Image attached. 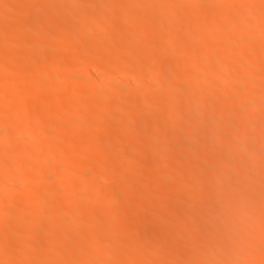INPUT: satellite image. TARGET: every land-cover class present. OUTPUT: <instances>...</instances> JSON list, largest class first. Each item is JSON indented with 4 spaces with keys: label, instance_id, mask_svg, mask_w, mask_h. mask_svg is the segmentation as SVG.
I'll use <instances>...</instances> for the list:
<instances>
[{
    "label": "bare ground",
    "instance_id": "6f19581e",
    "mask_svg": "<svg viewBox=\"0 0 264 264\" xmlns=\"http://www.w3.org/2000/svg\"><path fill=\"white\" fill-rule=\"evenodd\" d=\"M182 1L0 0V264H205L204 257L217 259L226 248L227 236L237 241L230 237L235 241L226 250L245 258L233 253L240 260H226L222 250L209 263L264 264V85L259 92L254 76H245L264 74V0H187L180 7ZM138 5L154 7L137 14ZM185 16L193 28H206L178 27ZM179 45L190 49L182 57ZM75 69L82 70L75 75ZM89 77L97 82L86 93L79 86ZM107 77H115L112 85ZM232 77L244 83L227 86ZM179 89L187 96L181 99ZM210 104L219 105L211 121ZM150 105L167 112L138 110ZM182 127L199 132L195 143L185 142ZM182 143L186 149L175 155ZM91 156L96 163L68 166ZM129 160L143 165L133 168ZM173 160L188 165L171 170ZM236 162L243 164L234 172ZM152 173L154 181L142 185L145 195L133 187L134 179ZM224 183L229 188L222 193ZM209 193L222 203H208L204 212ZM97 199L106 201L103 212L92 203ZM43 203L57 208L44 210ZM201 208L223 214V221L195 220ZM176 221L183 222L180 229ZM146 230L155 233L141 238ZM194 235H208L209 242L192 241ZM161 246L168 252L160 254Z\"/></svg>",
    "mask_w": 264,
    "mask_h": 264
},
{
    "label": "rangeland",
    "instance_id": "374dc122",
    "mask_svg": "<svg viewBox=\"0 0 264 264\" xmlns=\"http://www.w3.org/2000/svg\"><path fill=\"white\" fill-rule=\"evenodd\" d=\"M188 1L193 2V0H188ZM188 1H187V0H186V1L183 0V1H182L183 5H182L181 2H179L180 7H184L185 5L189 4V3H186V2H188ZM203 1H204V0H203ZM206 1H207V0H206ZM208 1L210 2L211 0H208ZM222 1H223V2H226V0H222ZM229 1H230V2H229ZM232 1L234 2V1H236V0H228V3H227V2H226V3L229 5V4H231ZM159 2H160V3L163 2V3H161V4H164V5H167V4L169 3V2H167V0H161V1L159 0ZM165 2H167V3H165ZM191 2H190V3H191ZM209 2H207V3H209ZM204 3H205V2H204ZM262 4H263V2L261 3V5H262ZM141 5H142V4H141ZM144 5H145V4H144ZM181 5H182V6H181ZM139 6H140V5H138V7H139ZM147 7H148L149 9H152V7H154V6H150L151 8H150L149 6H147V5H146V7H145V6H140L139 8H136L135 11L137 12V14H140L141 12H139V10H140V11H141L142 9H143L142 11H144V9L147 10ZM114 8L116 9V6H114V4H110L106 9H107L108 11L111 12ZM263 8H264V5H263ZM121 9H122V8H121ZM121 9H119V10H120L121 13H123V12H124V11H123L124 9H123V10H121ZM138 9H139V10H138ZM153 10H154V9H153ZM108 11H107V12H108ZM117 11H118V10H117ZM162 11H163V9H162ZM134 13H135V12H134ZM205 13H206L207 15H205ZM203 14H204L203 16H205V17H206V16H208V17L210 16V15H209L210 13H208L207 11L204 12ZM135 15H136V14H135ZM135 15H133V14L131 15V20H133V22H136V24H133V26H134V28H137V26H138V27L141 26V25H138V24H142V23L139 22L138 20L136 21V19H137V15H136V16H135ZM133 16H135V18H134ZM242 16H244V15H241V18H240L241 21H242V19H244V17H246V16H244V17H242ZM263 16H264V15H263ZM138 17H139V15H138ZM189 17L192 18L191 16H187V17L185 16L186 19H185V18H181V19H183V20L185 19V20H187V21L189 22V21L191 20ZM210 17H211V16H210ZM132 18H133V19H132ZM188 19H189V20H188ZM192 19H193V18H192ZM179 20H180V19H179ZM179 20H178V22H179L180 24L178 23V24H179L178 27L181 26V24L183 25L182 27H184V28H188V26H189L188 29H190V27H192V26H190L191 23H192V22H191L192 20L190 21V24L187 25V27H186V24H188V23H187L185 20H184V21H183V20H180V21H179ZM245 21H246V19L243 20L242 22H245ZM147 22H148V21H147ZM147 22H146V23H147ZM183 22H184V23H183ZM242 22H241V23H242ZM184 25H185V26H184ZM198 25H199V26H198ZM198 25H196V28H193V27H192L193 30L195 29L194 31L197 30L198 32H201V31L204 30L203 28H206V26L204 27L205 24H204V25H200V24H198ZM201 26H203V27H202V28H199V27H201ZM194 27H195V26H194ZM184 28H182V29H184ZM197 28H198V29H197ZM178 29H179V28H178ZM182 29H181V30H182ZM201 29H203V30H201ZM179 30H180V29H179ZM179 30H178V31H179ZM184 30H185V29H184ZM199 30H200V31H199ZM228 30H229V29H228ZM228 30H227V31H228ZM185 31H186V30H185ZM225 31H226V30H225ZM227 31H226L225 33L223 32L222 35L225 36V37L227 36V38H228V35H227V34H229V33H228L229 31H228V32H227ZM180 32H183V30L180 31ZM226 33H227V34H226ZM229 35H230V34H229ZM44 36H45V35H44ZM46 36H48V35L46 34ZM98 36H100V35H98ZM254 36H256V35H254ZM96 37H97V36H95L93 40H96V39L100 38V37H98V38H96ZM95 38H96V39H95ZM90 39L92 40V38H89V40H90ZM159 39H161V38H159ZM57 41H60V42H61L60 39H57ZM154 41H155V42H154ZM159 41H160V40H159ZM150 42H151V43L153 42L152 44L157 43V42H158V39H157V41H156V39H149V43H150ZM44 46H45L44 48H47V47H46V44H45ZM179 46H180V45H179ZM179 46L175 48V50H176L175 52H176L178 55L180 54L179 56H181L182 53H185V52L188 53L189 50H190V49L187 50V48H189L188 46H187V47L184 46V47H185V50L183 49V46H180V47H179ZM183 51H185V52H183ZM176 53L173 52L172 55H174V54H176ZM186 53H185V54H186ZM177 54L174 55V56H177ZM249 54H250V53H249ZM253 54H255V53H251V54H250V57H251V58H252V56H255V55H256V54H255V55H253ZM251 55H252V56H251ZM183 56H184V54H183ZM181 57H182V56H181ZM184 57H186V56H184ZM243 57H244V59H247V58L250 59V57H249L248 55H243ZM233 63H234V62H233ZM146 66H147V65L144 64L143 66H140V67L144 70V68H147ZM168 69H169V68H167L165 72H168L169 70H171V68H170L169 70H168ZM80 70H82V69H78V70L75 69V70H74L75 75H77V73L80 72ZM76 71H77V72H76ZM144 71H146V70H144ZM74 72H73V73H74ZM185 74H188V73L184 72V75H185ZM262 74H263V73H260L259 75H257V74H256V75H255V74L252 75V74L250 73V75H249L248 73H245V76L247 75L246 77H250V78H252V77L254 76V78H252V79H254V80H256V81L258 82V84H256V81H255V84L257 85V87H256V85H255V88H259V87L261 88V87H263V85H264V83H263V82H264V77H263L264 74H263V75H262ZM165 75H166V73H165ZM185 76H186V75H185ZM49 77H50L49 75L46 76V78L50 79ZM163 77H164V76H163ZM187 77H188V75H187ZM107 78H108L109 80H107L108 82L105 80V81H106V84H108L109 81H111L112 83H109V85H112L113 82L115 81V77H111V79H110L109 77H107ZM116 78H117V77H116ZM232 78H234V79H232V80H231V79H228V80H227V86H229L228 83H232L231 85H233V82L235 83L234 86H235L236 84H238L237 86H240V85H242V84L244 83L243 80H241L240 82H238L240 79L237 78V80H238V81H237V80L235 79L236 77H232ZM97 80H98V79H97ZM254 80H253V81H254ZM236 81H237V83H236ZM96 82H97V81H96V77H89V78H87V81H86L84 84H82L81 86H79V88H80V90H81V89L84 90L83 92H86V90L88 89V87H90L91 84L96 83ZM103 82H104V81H103ZM125 82H126V81H125ZM104 83H105V82H104ZM123 83H124V82H123ZM123 83H122V85H121L122 87H124V86L126 85L127 87H126V86H125V87L128 88V87L130 86V81H129V83H128L129 85H127V83L123 85ZM168 83H169V82H168ZM239 83H240V85H239ZM261 83H262V84H261ZM170 84H171V85H174L172 82H170ZM55 85H56V84H55ZM88 85H89V86H88ZM167 85H169V84H167ZM171 85H170V86H171ZM261 85H262V86H261ZM106 86H107V85H106ZM106 86L104 85L103 87H104V88H107ZM230 87H233V86H230ZM230 87H229V88H230ZM262 89H263V88H261L259 92H263L264 89H263V91H262ZM82 90H81V91H82ZM178 91H179V94H178V95L181 94V95H180V96H181V97H180L181 99H182V97H184V95H185V97L187 96V94H185V93H186V89H179ZM87 92H88V91H87ZM87 92H86V93H87ZM257 92H258V91H257ZM84 94H85V93H84ZM136 95H138V93H137ZM252 95L254 96L253 92H251V93L248 94L249 99H251V98L253 97ZM251 96H252V97H251ZM137 97H138V96H137ZM250 97H251V98H250ZM249 99H248V100H249ZM217 106H219V105H218V104H210V105L207 106V112H209V113L211 114V115H210V114L208 113V115H209L210 117H211L212 115L215 116V111H216V109H218ZM156 108H157L156 106H154V105H150L146 110H142V109H140V108H138V110H140L141 113H143V111H144V114H146V115H148L147 112H150V113L152 112V113H153V111H151V110L158 111L159 113L162 112L160 108H162V110H163V107H161V105H160V107L158 108L159 110H157ZM165 110H166V109H164L163 111H164V112H167V111H165ZM160 111H161V112H160ZM145 112H146V113H145ZM152 113H151V114H152ZM47 114L50 115V116L53 115V113L50 114V112L46 113V116H48ZM70 114H71V113H69V116H71ZM152 115H153V114H152ZM207 117H208V116H207ZM210 117H208V118H210ZM239 117H240L241 119L245 117L243 120L247 119V118H246L247 116H244V117H243V116H242V117L239 116ZM46 118H47V117H46ZM48 118H50V117L48 116ZM212 118L215 119V117H211L210 121L213 120ZM218 118H219V117H218ZM235 118H236V119H240V118H238V115H235ZM224 119H226V118L224 117V118H220V120H218V119H217V120H218L219 122H223L222 124H225L224 122H225L226 120H224ZM114 120H116V119H114ZM223 120H224V121H223ZM123 121H125V120H123ZM127 121H128V120H127ZM125 123H126V122H125ZM182 123H183V126H186V125L189 126L190 121H189V119H183V120H182ZM46 124L48 125V127H49L50 130H54V129H55L54 125H49L48 122H47ZM47 125H46V127H47ZM82 126H84V124H83ZM89 126H90V125L87 124V125H85V128L81 127V128L84 129V130L82 129V131H85V129H87ZM91 126H93V125L91 124ZM188 126H186L185 128H188ZM48 127H47V128H48ZM86 127H87V128H86ZM73 128H74V127H73ZM73 128H70V129L68 130V131H69L70 133H72V134L75 133L74 131H75L76 129H77V130H76V133L80 131V128L76 126V127L74 128L75 130H73V132H71L70 130L73 129ZM113 128H114V127H113ZM185 128H183V127H182V129L180 128V129H181L180 131H182V130L184 131V130H185L184 132H185L186 134H188L189 132H188L187 129H185ZM12 129H13V128H12ZM15 129H17V128H15ZM13 130H14V129H13ZM66 131H67V130H66ZM49 132H52V131H49ZM64 132H65V131H64ZM184 132H183V133H184ZM65 133H66V132H65ZM66 134H67V133H66ZM72 134H71V135H72ZM49 135H50V134H49ZM67 135H68V134H67ZM69 135H70V134H69ZM140 135H141V134H140ZM142 135H143V133H142ZM142 135H141V136L138 135L137 137H142ZM184 135H185V134H184ZM199 135H200L199 132H195V133H192V134H188V135H187L188 137L186 136L185 138H186L189 142H188V141H185V142H187V144H189L190 141L192 140L191 143H192V142L195 143V142H196L195 140H196V138L199 137ZM37 136H38V134H36V133L32 135L33 138H36ZM0 138H1V136H0ZM142 138H145V135H144ZM142 138H141V139H142ZM138 139L140 140V138H138ZM161 140H162V139H160L159 141H161ZM163 140H165V139H163ZM163 140H162V141H163ZM224 140H225V139H224ZM140 141H141V140H140ZM162 141H161V142H162ZM165 141H166V140H165ZM228 141H230V140L226 139L224 142L227 143ZM67 142H68V143H71V142H69V140H67ZM129 143H130V142H128L127 145L131 146L132 144L130 143V144H131V145H130ZM159 143H160V142H159ZM165 143H166V142L161 143V144H165ZM182 144H183V143H182ZM182 144H181V145H176L175 148H173L172 152H174L175 155H178L177 153H179L180 150L186 149V146H184L185 144H183V145H182ZM67 145H71V144H67ZM187 149H188V148H187ZM153 150H154V146H151V145H150V146L147 147V151H149V152H150V151L153 152ZM175 150H177V151H175ZM247 150H248V151H247ZM247 150H246V149L244 150V151H245L244 154L250 152V149H247ZM244 151H242V152H244ZM246 151H247V152H246ZM244 154H243V155H244ZM248 154H249V153H248ZM124 156H126V158H127L128 155L126 154V155L121 156V159H124ZM245 156H246V155H244V157H245ZM74 160H75V159H74ZM96 160H97V158H96V157L93 158L92 156H91V157H80L79 159L77 158L76 161H74V162H70V160H68V161L70 162V164H68L69 162H66V163L68 164L69 167H72V166H74L73 164H75V166H79L80 164L83 165L84 163H85V164H88V165H89L91 162H95V163H96ZM174 160H176V159H174ZM174 160H173L174 163H172V165L170 166L171 170H172L173 168H174V170H175V169H176V166L179 167V165H180V166L183 165V167H184V166L187 167V165H188L186 162L183 163V164H179V165H178L177 162H176V164H175V161H174ZM66 161H67V160H66ZM121 161H122V160H121ZM126 161H127V160H126ZM83 162H84V163H83ZM88 162H90V163H88ZM129 162H131V164H132L131 167H133V168H134L135 166H136L137 168H139V167H141V165H143V163H142L141 160H131V161L129 160ZM64 163H65V162H64ZM78 163H79V165H78ZM92 164H93V163H92ZM241 164H243V163L236 162L235 164H233V166H232L231 169L234 170V172H235V170H236L237 168L239 169L240 166L242 167ZM70 165H71V166H70ZM138 166H139V167H138ZM136 167H135V168H136ZM137 168H136V169H137ZM157 171H160V170H156V173H157ZM160 172H161V171H160ZM156 173H152L153 175L155 174V176H150V175L144 174L145 176L142 175V177L140 176V178H138V179H134V180H133V187H134V186H139V187L141 186V187H143V186H144L143 184H145V186H147L148 184H146V182H147V183H151L152 181H154V178L156 177ZM157 174H158V173H157ZM152 177H153V179H152ZM247 179H249V178H246L245 180H247ZM251 179H252V178H250L249 181H252ZM48 180H50V179H48ZM48 180H45V184H48ZM247 181H248V180H247ZM113 182H114V181H113ZM34 183H35V184H34ZM49 183H50V181H49ZM111 183H112L111 181H107V182H106V184L108 185V187H109V185H110ZM33 184L36 185L37 183H36V182H33ZM134 184H135V185H134ZM112 185H114V183H113ZM112 185H111V186H112ZM142 185H143V186H142ZM145 186H144V187H145ZM139 187H136V188L134 187V188L137 189V188H139ZM141 187H140L141 193L145 195L146 192H145V190H144V187H143V189H142ZM134 188H133L134 193L138 195V192L136 193L135 190H134ZM222 188H223V191L221 190V192L223 193V192H224V188H225V191H227V189L229 188V185H227V183H224V184L221 186V189H222ZM138 190H139V189H138ZM139 192H140V191H139ZM143 192H144V193H143ZM141 193H140V195H141ZM23 194H24V193H23L22 191H18V192L16 193V195H17L18 198H19V196H23ZM210 194H211V193H209V194L207 195L208 197L206 196V200H205V203H204L205 205H203V207L206 206L205 208H203L204 212H208V211H210V208H211L210 206H211L212 203L215 202L214 205H218L219 202L222 203V198H220L221 201L217 202L218 200H216V199H217L218 196L213 195V193H212L211 195H210ZM129 195H130V194H129ZM56 196H58V197L60 196L59 198L62 197V195H60V194H58V195H56ZM120 196H121V199H122V200H125V201H129L128 199H130V198L128 197V195H127L126 192H121V193H120ZM131 196H132V195H131ZM138 196H139V195H138ZM23 197H24V196H23ZM23 197H21V198H23ZM58 197H57V198H58ZM213 197H215L216 199H214ZM207 198H208V199H207ZM209 198H213V199L211 200V199H209ZM218 198H219V197H218ZM178 200H179V199H178ZM178 200H177V201H178ZM215 200H216V201H215ZM206 201H207V202H206ZM129 202H130V201H129ZM179 202H182V200H180V201H178V202H175V203H179ZM92 203L95 205V208H98V209L102 210L101 212L104 211V210H103V209L105 208L104 205L106 204V201H105V200H103V199H97V200H93ZM175 203H174V204H175ZM208 203H211V204H210V206L207 207ZM221 203H219V205H220ZM43 204H44V205L41 204V206H40V205H39V206H40L41 208L43 207L42 209L45 208L44 210H50V209H48V208H52V207H53L52 209L57 208V205H56V204H50V203H49V204L43 203ZM54 205H56V206H54ZM172 205H173V204H172ZM172 205H171V206H172ZM105 206H106V205H105ZM101 207H103V208H101ZM16 208H17V206H16ZM206 208H208V209L206 210ZM169 209H170V208H169ZM100 210H98L96 213H100ZM203 210H202V208H201L200 210H198V213L196 212L195 215H196L198 218L195 217V220L197 219V221H199V218H200V217H203V216H204V219H205V217H206V219H208V218H210V216L212 215L211 218L208 219L209 221H212V223H215V222H216L215 224H217L219 221H223V220H220V217H219V216H221V215L223 216V214H220V213L218 214V212H217L216 210H214V211H215L214 213H213V211H211V214H210V215H209L208 213H202ZM205 210H206V211H205ZM147 212H148L149 215H153V214H150V211H147ZM147 212H146V214H147ZM200 212H201V213H200ZM152 213H153V212H152ZM166 213H167L166 211H165L164 213H161V214H163V215H162V216H159V217H161V219H164V217H166V215L168 214V213H167V214H166ZM209 213H210V212H209ZM212 213H213V214H212ZM92 214H93V213H92ZM94 214H95V213H94ZM154 214H155V213H154ZM161 214L159 213V214H155V215L158 216V215H161ZM214 214H215V215H214ZM155 215H154V216H155ZM202 215H203V216H202ZM218 215H219V216H218ZM163 216H164V217H163ZM212 218H213V219H212ZM178 219H179V218H178ZM204 219H203V218H200V221H201V220H204ZM218 219H219V220H218ZM181 221H182V219H181ZM181 221H176V222H175V223H176V228H177V229H180V228H181L182 223H183V222H181ZM217 221H218V222H217ZM177 223H178L179 225H180V223H181L180 227L177 225ZM210 223H211V222H210ZM212 223H211V224H212ZM215 224H213V225H215ZM252 229H254V227H253ZM153 231H154V230H153ZM153 231H152V230L142 231L141 234H140V236H142L141 238H144V237H146V236H148V238H150V237H152ZM43 232H44L43 229H40V233H43ZM154 233H155V231H154ZM120 235H121V234H120ZM153 235H154V234H153ZM201 236H202V237H201ZM206 236H207V237H206ZM194 237H195V238H194ZM200 237H201V238H200ZM200 237H198V235H194V236L191 237V240H192V241L195 240V242H197V241H196V239H197V240H199V241H204V243H206V242L208 243V242H209V240H208V239H209L208 235H205V238H204L203 235H200ZM227 237H229V239H227V240L225 239V246H224V247H226V248L223 249V246H222V248L219 250V251H220V252H219L220 254L217 255L218 258H221V257H223V255L226 254V253H225V254H224V253L222 254V250H223V252H224V250L227 249V246H226V245H228L229 243H230V244H233V243H234L235 240H232L230 237H233V239H236V241H237V236H236V237H235V236H227ZM192 238H194V239H192ZM230 239L232 240V243H231V241H229ZM191 240H190L189 243L192 242ZM199 241H198V242H199ZM228 241H229V242H228ZM195 242H193V243H195ZM84 243H85V242H83V241H81L80 243L78 242V246H79L80 244L83 245ZM193 243H191V244H193ZM204 243L202 242L201 245L207 247L206 245H208V244L205 245ZM151 244H152V242H151ZM198 244H200V243H198ZM76 245H77V243H76ZM152 245H153V244H152ZM152 245H150V243H146V244H144V245H142V246H143L144 251H145L147 248H149V249H148L149 251H148V250L145 251L146 253H147V252L149 253V252H151L152 249H153V247H152V248L150 247V246H152ZM222 245H223V244H222ZM163 246H164V248H165L166 250H168V248H170L169 245H163ZM167 246H168V247H167ZM209 246H210L211 250L215 249V246L212 247L213 245H211V244H210ZM209 246H208V247H209ZM229 247H230V246H229ZM164 248H162V246H161L160 249H159V252H160V254H162V255L165 254L164 251H166ZM229 249H230V248H228V250H229ZM169 250H170V249H169ZM228 250L225 251V252H227V254H226V255H227V258L224 257V258H226V260L229 259L230 256H231L230 258H235V259H237V260H240V259H238V257L236 258V256H233V253H234V252H233V251H230L231 249H230L229 251H228ZM159 252H158V254H159ZM162 252H163V253H162ZM167 252H168V251H166V253H167ZM231 253H232V255H231ZM150 254H151V253H150ZM221 254H222V255H221ZM235 254H236L237 256H239L241 253H240V254L234 253V255H235ZM242 254L244 255V253H242ZM242 254H241V255H242ZM66 255H68V254H66ZM66 255H64L65 257L63 256V258L68 259L67 257H69V256L66 257ZM184 255H185V254L180 255V256H184ZM229 255H230V256H229ZM185 256H188V255H185ZM185 256H184V259L191 260V258H188V257L185 258ZM220 256H221V257H220ZM245 256H246V255H245ZM239 257L242 258L243 256H242V257L239 256ZM182 258H183V257H182ZM182 258L179 257L180 260H182ZM207 258H208L209 260L211 259V260H210L211 262H213L212 259H214V261H215V260H218V258L215 259V258H216L215 255H214V257H211V258L206 257V260H208ZM243 258H245V257H243ZM243 258H242V259H243ZM184 259H183V260H184ZM242 259H241V260H242ZM188 260H187V261H188ZM206 260H205V257H204V259H202V261H204L205 264H207V263H208V264H211V263H209V260H208L207 262H205ZM222 260H223V259H222ZM184 261H185V260H184ZM189 262H190V261H189ZM9 264H11V263H9Z\"/></svg>",
    "mask_w": 264,
    "mask_h": 264
}]
</instances>
